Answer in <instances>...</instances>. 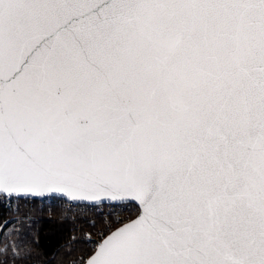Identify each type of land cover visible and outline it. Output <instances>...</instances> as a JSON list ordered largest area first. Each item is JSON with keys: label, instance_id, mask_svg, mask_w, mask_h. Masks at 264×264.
Instances as JSON below:
<instances>
[{"label": "snow or ice", "instance_id": "6c2138e0", "mask_svg": "<svg viewBox=\"0 0 264 264\" xmlns=\"http://www.w3.org/2000/svg\"><path fill=\"white\" fill-rule=\"evenodd\" d=\"M37 198L96 210L77 264H264V0H0V208Z\"/></svg>", "mask_w": 264, "mask_h": 264}, {"label": "trees", "instance_id": "16d2710c", "mask_svg": "<svg viewBox=\"0 0 264 264\" xmlns=\"http://www.w3.org/2000/svg\"><path fill=\"white\" fill-rule=\"evenodd\" d=\"M3 221L15 222L4 228ZM77 225L78 221L58 206L50 209L36 205L19 212L1 208L0 233L3 235H0V244L7 238V243L11 246L8 264H69L70 260L83 255L86 248H92L83 241H73L72 235ZM16 245L30 255L19 258L21 252ZM13 253L17 256L15 262Z\"/></svg>", "mask_w": 264, "mask_h": 264}, {"label": "built area", "instance_id": "2783aa9c", "mask_svg": "<svg viewBox=\"0 0 264 264\" xmlns=\"http://www.w3.org/2000/svg\"><path fill=\"white\" fill-rule=\"evenodd\" d=\"M37 201H38V203H36ZM16 203L17 202H13L11 205L6 206L2 209L9 211V208H10L11 210L17 212ZM19 203H20V210L23 208H32V207H35L36 205H39L42 207H44V206L49 207L50 209L54 206H58V207L62 208L68 216H72L75 220L78 221V225L76 226V231L72 235L73 241H78V240L83 241V236L85 234H88V233L91 234V236H90L91 240L97 241L100 239V236L98 235V233L102 229V227L98 228V229L91 228L88 223H85V221L97 220L96 210L86 208L83 206L78 207L74 203H71V202H68V203L55 202V203H53V202L43 200V199L34 200V201H27V202H19ZM61 204H62V206H60ZM125 215H127V214H125ZM117 218L118 217L114 215L112 220L109 221V223L112 225L113 229L121 226V225L116 224L114 222ZM97 225H99V222L97 223ZM88 245L90 247L95 246L93 244H88ZM81 256L70 261L69 264H77V261L80 259Z\"/></svg>", "mask_w": 264, "mask_h": 264}, {"label": "rangeland", "instance_id": "374dc122", "mask_svg": "<svg viewBox=\"0 0 264 264\" xmlns=\"http://www.w3.org/2000/svg\"><path fill=\"white\" fill-rule=\"evenodd\" d=\"M102 227V225H97V227H96V229H98V228H101ZM81 256V255H80ZM78 258V257H77ZM76 259V258H75ZM74 260V259H73ZM70 261H72V260H70ZM70 263V262H69Z\"/></svg>", "mask_w": 264, "mask_h": 264}, {"label": "water", "instance_id": "95a60500", "mask_svg": "<svg viewBox=\"0 0 264 264\" xmlns=\"http://www.w3.org/2000/svg\"><path fill=\"white\" fill-rule=\"evenodd\" d=\"M36 200H41V198H37Z\"/></svg>", "mask_w": 264, "mask_h": 264}]
</instances>
